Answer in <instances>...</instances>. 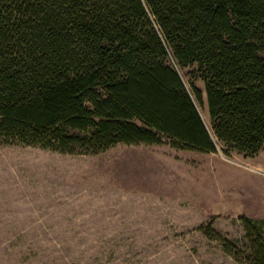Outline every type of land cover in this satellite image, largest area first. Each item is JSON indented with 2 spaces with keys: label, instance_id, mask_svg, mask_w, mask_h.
I'll use <instances>...</instances> for the list:
<instances>
[{
  "label": "trees",
  "instance_id": "trees-1",
  "mask_svg": "<svg viewBox=\"0 0 264 264\" xmlns=\"http://www.w3.org/2000/svg\"><path fill=\"white\" fill-rule=\"evenodd\" d=\"M163 139L264 149V0H0L2 142L94 154ZM242 228V248L216 240L264 264L261 231Z\"/></svg>",
  "mask_w": 264,
  "mask_h": 264
},
{
  "label": "rangeland",
  "instance_id": "rangeland-1",
  "mask_svg": "<svg viewBox=\"0 0 264 264\" xmlns=\"http://www.w3.org/2000/svg\"><path fill=\"white\" fill-rule=\"evenodd\" d=\"M243 219L264 237V149L163 139L68 154L0 140V264H241L216 238L242 248Z\"/></svg>",
  "mask_w": 264,
  "mask_h": 264
}]
</instances>
